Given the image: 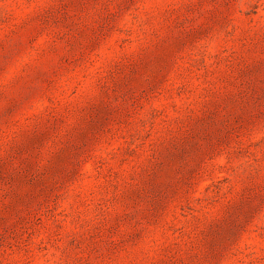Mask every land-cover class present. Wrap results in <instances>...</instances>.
Returning a JSON list of instances; mask_svg holds the SVG:
<instances>
[{
    "label": "rangeland",
    "instance_id": "obj_1",
    "mask_svg": "<svg viewBox=\"0 0 264 264\" xmlns=\"http://www.w3.org/2000/svg\"><path fill=\"white\" fill-rule=\"evenodd\" d=\"M0 264H264V0H0Z\"/></svg>",
    "mask_w": 264,
    "mask_h": 264
}]
</instances>
